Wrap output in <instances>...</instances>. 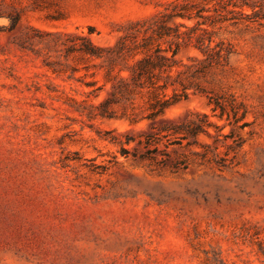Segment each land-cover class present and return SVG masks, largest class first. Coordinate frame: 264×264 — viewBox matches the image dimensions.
<instances>
[{
  "label": "rangeland",
  "instance_id": "1",
  "mask_svg": "<svg viewBox=\"0 0 264 264\" xmlns=\"http://www.w3.org/2000/svg\"><path fill=\"white\" fill-rule=\"evenodd\" d=\"M170 1L0 0V264H264V26H224L234 53L198 80L229 118L192 91L165 114L209 117L195 146L166 148L120 106L92 118L111 84L93 99L99 71L65 72V34L111 46Z\"/></svg>",
  "mask_w": 264,
  "mask_h": 264
},
{
  "label": "trees",
  "instance_id": "2",
  "mask_svg": "<svg viewBox=\"0 0 264 264\" xmlns=\"http://www.w3.org/2000/svg\"><path fill=\"white\" fill-rule=\"evenodd\" d=\"M38 8L33 7V10ZM21 16L22 13L10 18L12 26L20 22ZM240 24L264 26V0H171L150 20L132 23L111 46H97L87 37L65 34L64 57L75 63L74 66L67 64L65 72H71L70 79L81 71L90 77L100 73L104 84L86 94L93 99L98 98L106 84H111L109 97L98 105L89 104L92 118H111L112 108L120 106L124 113L121 118L130 125L149 121L148 136L157 141L166 139V148L181 146L188 138L194 141L185 146H195L196 138L206 134L205 129L211 126L206 114L188 112L178 121L164 116L187 100L192 91L207 98V106L217 119L229 118L222 99L207 93L198 80L208 70L227 64L234 53L233 47L219 39L218 34L226 25ZM182 49H193L201 58L191 57L190 64H185L178 58ZM92 61L99 64L89 66L87 63ZM91 67L99 72L89 73ZM95 84L91 82L86 86ZM138 101L144 107L145 116L138 117L140 114L135 111ZM240 106L247 114L245 107ZM229 107L235 110L233 105ZM151 142L145 141L146 147L154 145ZM174 161L175 166L182 164L177 156Z\"/></svg>",
  "mask_w": 264,
  "mask_h": 264
}]
</instances>
